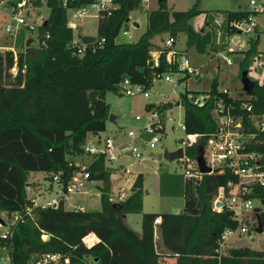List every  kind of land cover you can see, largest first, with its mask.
<instances>
[{
	"label": "trees",
	"instance_id": "obj_1",
	"mask_svg": "<svg viewBox=\"0 0 264 264\" xmlns=\"http://www.w3.org/2000/svg\"><path fill=\"white\" fill-rule=\"evenodd\" d=\"M89 1L92 0H75L70 6L79 7ZM115 2L112 15L99 18L96 35L77 36L69 26L68 9L62 0H36V6L45 3L50 9L38 26V44L32 42L18 53L8 47L0 51V211L8 218L15 213L22 216L12 236L0 237V254L1 250L7 252L0 258L9 254L10 264H28L36 255L58 253L62 256L61 264H87L89 259L90 264H264V249L250 247L228 248L218 258L223 233L239 224L227 210L213 209V200L220 189L224 188L228 194V184L239 180L230 168L203 174L200 179L186 176L184 210L177 214L143 213L141 235L126 224L123 215L143 212L144 175L136 176L131 193L118 202L120 207H114L113 173L107 170L104 155L90 167V179L103 182L99 187L101 210L67 209L62 200L58 207H37L33 214L26 213L32 198L28 193L31 173L45 172L53 184V177L59 175L66 186L80 168L74 158L86 156L88 135L100 137L107 130L111 116L108 92H123L121 83L126 77L149 90L162 73L179 72L177 65L168 62L167 50L157 46L154 38L168 34L177 40L180 33H185L187 47L215 54L226 50L230 37L238 33L234 22L249 20L259 13L228 11L226 41L220 44L211 32L197 30L191 24V19L202 12L198 1L188 10L172 12L163 0L159 8L148 13L147 29L139 38L120 43L116 39L130 20L131 12L143 6L142 0ZM254 31L256 35L249 38V48L241 62L243 71L250 72L260 52L258 27ZM76 37L78 43L74 42ZM80 43L85 44L83 53H79ZM154 49L162 51L159 65L152 59ZM14 68L16 73L12 72ZM190 75L186 73L180 81ZM218 85L215 81L208 92L211 97L204 105L194 102L200 95L198 92L192 94L187 90L180 95L187 132L204 135L201 141L186 148V155L197 159L207 137L217 131L214 110L216 102L223 99L231 115L241 119L243 130L255 134L248 148L261 154L264 171V130L252 118L264 115V74L261 80H254L251 93L242 89L236 96L229 95L220 91ZM244 104H251L252 110L248 111ZM172 105L148 103L146 108L165 111ZM251 197L264 205V185H254ZM253 215L256 219L257 215L264 217V207H255ZM158 218L160 223H156ZM157 226L166 254L157 251Z\"/></svg>",
	"mask_w": 264,
	"mask_h": 264
},
{
	"label": "rangeland",
	"instance_id": "obj_2",
	"mask_svg": "<svg viewBox=\"0 0 264 264\" xmlns=\"http://www.w3.org/2000/svg\"><path fill=\"white\" fill-rule=\"evenodd\" d=\"M198 1V8L202 11L201 14L191 19V24L197 29L202 31L211 32L216 42L223 43L225 39V23L226 13L228 11L235 10H252L254 7H258L260 12L256 15L257 27L259 29L260 44L259 54L255 57L250 66L249 76L254 80H261L264 74V0H255L256 5H252V0H166L167 7L173 11H184L192 8ZM160 7V0H149V6L143 7L138 10L132 11L130 20L124 25L123 29H128L131 35H125L123 29L118 35L117 42H131L137 40L148 26V13L151 10ZM261 7V8H260ZM13 5L7 4L0 9V46L12 47L14 52L18 53L22 48L23 41L25 46L28 39L33 38V45L38 44L37 32L30 31L25 26H18L13 20ZM49 7L43 3L39 9V14L30 17L31 22L39 24L40 17L46 18L49 14ZM137 21L140 26L136 27L134 22ZM207 21H210L208 23ZM98 18H86L81 20V28L75 31V35H96L98 29ZM13 24V31L11 33L6 31L8 24ZM253 32H243L236 34L234 39L230 38L229 46L234 51L227 52L225 55L231 58L232 64H226L224 59H219V56L215 54H209L207 52H199L194 47H187V35L180 33L177 38L176 48L184 50L191 61V64L198 68L200 76L195 74L190 75L184 81L180 79L184 76L183 72L172 73L174 81H168L163 77H157L154 80V85L149 88L151 93L150 98H146L143 94L135 96L122 95L115 92H108L106 99L111 103V115H116L117 120L115 122L109 119L107 123V130L102 133V136L123 132L124 134L130 129L142 128L150 116V111L147 110L146 105L148 103L163 104L166 102L172 103L171 109L165 113L164 127L166 131L163 134L161 142L157 148L151 150L144 143L140 144L141 149L144 152V158L139 159L134 157L130 151L126 152L127 161L125 164L133 171L121 173L118 175L112 174L113 190L112 200L119 202L126 198L128 193H131V186L136 177L134 174L142 173L144 175V202L142 213H129L126 215V224L138 235L142 234V214L143 213H169L173 209L184 210L185 205V179L187 162L182 159L168 161L166 159L158 160L154 157L155 154L163 153L166 150L173 151L181 146V138L185 136V132L181 128V123L184 120L185 109L182 104H179V98L181 93L187 90L198 92L200 95L207 94L213 88L215 81H218V88L224 90L227 88L230 94L236 96L240 90L243 89L242 83V66L241 62L245 57V50L249 48V38L253 35ZM169 38L168 34H162L153 39L157 46L162 48L164 43ZM24 46V48H25ZM7 49V48H4ZM2 51V50H0ZM16 72V71H15ZM14 72V73H15ZM121 93V92H120ZM199 95V96H200ZM141 116V120H137V116ZM172 119H169V117ZM146 139L151 138V135H146ZM95 135L90 133L87 138V144L94 143ZM143 159H145L143 161ZM74 161L79 164H84L86 157L74 158ZM113 166H120V161H114ZM120 169L119 171H122ZM138 170H140L138 172ZM40 172H32L30 175V182L33 185L39 186L43 183L44 186L50 184V180L44 176V174H38ZM37 174V175H35ZM45 177V178H44ZM120 180V181H119ZM41 181V182H40ZM124 184V188L120 183ZM103 185L102 181H94L88 184V186L81 193L71 194L67 196V209H77L78 206L84 210H101V192L99 187ZM120 185V186H119ZM57 188V185L54 184ZM29 187V186H28ZM39 191L29 189L28 193L30 197H36V193ZM129 193V194H130ZM58 191L53 193H46L45 198L50 199L56 197ZM256 207H264L263 202L259 199L254 202ZM0 217L8 219L5 212L0 211ZM250 217V218H249ZM253 213L248 214V218L253 222ZM47 237V235H45ZM156 245L157 251L166 254V249L163 248V238L160 231V227H156ZM230 247H250L256 250L264 249V233H259L256 230H252L249 234L242 236L235 235L229 242ZM4 255L5 250H1ZM7 253V252H6ZM1 259V258H0ZM91 263V260H88ZM173 261V259H172ZM0 264H4L3 262ZM6 264V263H5Z\"/></svg>",
	"mask_w": 264,
	"mask_h": 264
},
{
	"label": "built area",
	"instance_id": "obj_3",
	"mask_svg": "<svg viewBox=\"0 0 264 264\" xmlns=\"http://www.w3.org/2000/svg\"><path fill=\"white\" fill-rule=\"evenodd\" d=\"M35 1L36 0H0V9L7 4L13 5L12 15L17 25L25 26L30 31H36L38 30L39 24L44 21V17H40L38 20L39 24L30 21V17L39 14L40 7L35 5ZM74 1L75 0H62L63 6L68 9L69 26L74 31L80 30L81 20L86 18L99 19L103 16L112 15L117 6L115 0H92L79 7L70 6ZM251 4L256 5V1L252 0ZM142 6L144 8L148 7L149 0H142ZM252 10L260 12L258 7H254ZM256 17V15H251L249 20L234 22L232 25L239 30V34L243 32H253L258 25ZM13 28V24L10 23L6 26V31L11 33ZM123 33L125 35H131L128 29H123ZM236 34L231 36L232 40ZM78 41L76 37L74 42L78 43ZM176 45L177 40L173 37H169L161 48L167 50L168 62L177 65V70L183 72L184 75L186 73L200 75L198 68L191 64L187 53L177 49ZM80 46L79 53H83L85 44L82 43L81 45L80 43ZM231 47L228 46L227 52L234 51ZM12 50L14 51V49ZM225 53L226 51L224 50L218 51L216 55L219 56V59H224L226 64L231 65L232 60L226 56ZM151 54L155 65H159L162 51L154 49ZM15 71L16 68H14L12 72L14 73ZM158 77H163L171 82L174 81L172 73L165 72ZM121 87L125 95L135 96L143 94L146 98L151 97V93L144 85L132 83L129 77H126L122 81ZM220 91L232 95L227 88ZM210 97L211 95L208 93L200 95L194 98V102L198 105H204L205 101ZM244 107H246L248 111L252 110L251 104H244ZM149 111L150 116L147 123L142 128L130 129L125 134L123 132H118L105 137L95 136L94 143L84 146L86 161L84 164L78 163L80 168L73 173L67 185L64 186L60 176L55 175L53 177V182L59 187L57 196L46 200H39L36 197H32L31 205L26 207V213L29 215L33 214L37 207L43 209L58 207L62 200H67L68 195L83 192L88 184L94 182L90 179V167L92 163L102 155L105 156L108 166L117 167L113 166L112 163L114 161H120V163H122L121 161L128 157L126 155L128 151H130L134 157L142 159L144 157V152L140 147L141 143L146 144L151 150L157 148L166 131L163 118L165 120L164 115L168 110L161 111L160 108L154 107ZM214 113L218 129L206 139L204 148L206 163L212 167L214 173L223 172L225 169L230 168L239 177L237 183L230 182L228 184L230 189L228 194H226L224 188H221L213 200V209L215 211H230L234 219L239 223L235 228H227L222 238L219 240L218 258H221L227 253L229 242L233 236L249 234L252 230H256L258 226V220L251 217L254 220L250 222L251 219H249L250 217L248 218V214L254 213L255 211V200L251 197V194L254 185H264V171L261 169V154L254 150H249L248 148L249 144L255 138V134L247 133L243 130L241 119L231 115L223 99L216 102ZM136 118L137 120L142 119L139 115ZM252 118L256 121L257 126L261 130H264V115H253ZM169 119H172V117L170 116ZM180 126L185 132V136L181 138V146L184 147V158L182 160L187 162L186 174L189 177L200 179L203 173L200 171L198 160L188 157L186 155V148L201 141L204 135L199 133H188L184 120ZM146 135H151V138L146 139ZM77 209H80V207L78 206ZM21 219L22 216L20 213H15L12 218L8 219H2L0 217V237L7 238L12 236L14 226ZM160 221V218L156 219V223H160ZM43 237L46 238L45 235ZM61 258V254L58 253H44L36 255L28 264H61ZM66 260L68 261V258ZM2 262L4 264H10V255L6 254L5 257H2L0 263Z\"/></svg>",
	"mask_w": 264,
	"mask_h": 264
},
{
	"label": "water",
	"instance_id": "obj_4",
	"mask_svg": "<svg viewBox=\"0 0 264 264\" xmlns=\"http://www.w3.org/2000/svg\"><path fill=\"white\" fill-rule=\"evenodd\" d=\"M160 1H163V0H160ZM46 23H47V20L45 21V24ZM134 25L136 27L140 26V24L137 21L134 22ZM33 41H34V39H32V38L29 39L26 45L27 46L30 45ZM24 46H25V42L23 41L22 48ZM242 83H243V90L248 92V93H251L253 90V87H254V81L250 78L248 70H244L242 72ZM110 120L111 121L113 120V115L110 116ZM154 157L158 160H162V159H166L168 161H173V160H178V159L180 160V159L184 158V147H178L176 150H173V151L166 150L163 153L155 154ZM197 160L199 163L200 171L203 174L213 173L212 167H210L206 163L203 148L200 149ZM122 168H123V165H121L120 167L107 166V170L110 172H115L118 169H122ZM28 186H29V184H28ZM113 206L114 207H120L121 204L118 202H115ZM172 213H174V214L179 213V209H173ZM227 214L231 215V212L227 211ZM123 216L126 217V215H123ZM257 220H258V226L256 228V231L259 233H264V217L261 215H257Z\"/></svg>",
	"mask_w": 264,
	"mask_h": 264
},
{
	"label": "crops",
	"instance_id": "obj_5",
	"mask_svg": "<svg viewBox=\"0 0 264 264\" xmlns=\"http://www.w3.org/2000/svg\"><path fill=\"white\" fill-rule=\"evenodd\" d=\"M4 48H7V46L6 47H4ZM4 48H2L1 46H0V50H4ZM8 48H11V49H14V48H12V47H8ZM120 94V96H122V95H125V94H123V92H121V93H119ZM107 96V95H106ZM108 101V100H107ZM110 105H111V103H110ZM111 109H112V106H111ZM117 120V116L116 115H113V122H115ZM109 121V120H108ZM144 158V157H143ZM145 159H143V161H144ZM125 161H127V158H124L121 162V165H123V170L122 171H119V170H117V171H115V172H112L113 173V175H118V174H121L122 172L123 173H128V172H131V173H133V171L131 170V168L129 169L128 167H127V165L125 164ZM120 165V166H121ZM140 170H138V172H139ZM38 174H44V176L46 177L47 176V174L45 173V172H40V173H38ZM139 173H136V174H134V177H136L137 175H138ZM35 175H37V174H35ZM44 177V178H45ZM135 180V179H134ZM120 181V180H119ZM118 181V182H119ZM41 182V181H40ZM134 182V181H133ZM120 183V185L124 188L125 186H124V184L123 183H121V182H119ZM40 184H42V185H39V186H35V185H33V182H29V187H28V190L29 189H33V190H37V189H39V191L36 193V196H37V198L39 199V200H46V198H45V196H46V193H53L54 191H59V189H58V187L56 188L55 186H54V184L53 183H51L50 182V184H47L46 186H44V184L43 183H40ZM119 185V186H120ZM130 193V192H129ZM129 193H128V195H129ZM127 195V196H128ZM126 196V197H127ZM126 199V198H125ZM124 200V199H123ZM66 203H67V200H65V206H66ZM67 208V207H66ZM80 209H82V208H80ZM180 211V210H179ZM94 242H97L98 241V237L94 234ZM164 248V247H163ZM231 248V247H230Z\"/></svg>",
	"mask_w": 264,
	"mask_h": 264
},
{
	"label": "bare ground",
	"instance_id": "obj_6",
	"mask_svg": "<svg viewBox=\"0 0 264 264\" xmlns=\"http://www.w3.org/2000/svg\"><path fill=\"white\" fill-rule=\"evenodd\" d=\"M45 239H48L47 237Z\"/></svg>",
	"mask_w": 264,
	"mask_h": 264
}]
</instances>
